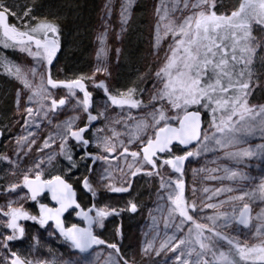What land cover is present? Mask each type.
I'll list each match as a JSON object with an SVG mask.
<instances>
[{"label": "snow or ice", "instance_id": "6c2138e0", "mask_svg": "<svg viewBox=\"0 0 264 264\" xmlns=\"http://www.w3.org/2000/svg\"><path fill=\"white\" fill-rule=\"evenodd\" d=\"M134 0H126L121 7V32L125 31V26L129 23L131 8ZM110 9L111 4L105 5ZM223 4L220 0H159L155 8L156 25L155 40L156 46L159 45L161 37L171 35L172 44L169 45L168 52L165 55L163 66L155 72L157 82L152 85L153 92L149 95V103L146 105L142 98L137 97L136 89L129 88L125 92H118L116 95H108L112 105L129 109H138L143 107L151 118L149 124L147 120L141 119L133 125V130L129 131L130 139L128 144L137 143L138 150H130L124 141H119V152L113 138H118L120 133L112 131V136L97 137L99 147L103 145L105 155H93L87 151L83 152L81 159L90 160L95 164L97 160L118 161L123 160L128 172L125 175L128 180L127 186L106 185L111 192H127L131 188V178L144 174L151 176L153 174L160 176V169L167 166L173 172L183 175L184 162L189 157L198 155L199 151L193 152L187 150V146L193 141H199L204 144L209 140V136L201 134L202 121L201 111L206 110L212 114L210 127H213L215 133L238 132L235 124L241 121L246 122L245 131L252 132L258 125L264 132V104L250 105L249 98L252 93L260 88L264 90V74H258L253 67L257 59V51L264 54V37L253 35L255 26L259 33H264V0H240L238 7L230 12H221ZM17 6L7 3V0H0V43L4 47H19L22 52L35 58H40L51 66L56 53L59 50L58 26L53 23L41 22L29 27V22L36 19L33 15V7L24 5L17 14ZM176 13H180L179 17ZM13 18L22 23L25 30H20L16 24H10L9 18ZM39 34V35H37ZM119 39V34H117ZM103 39V35L100 38ZM31 45L35 46L33 51ZM103 52V47L101 48ZM120 49H116L119 54ZM8 73L20 80L24 87L29 89L31 94L28 96L30 104H36L42 111L34 110L32 106L25 105L22 113L20 112V99L17 93L16 105L17 112L23 120V126L26 129L39 127L35 118L47 119L49 112L54 113L59 106L66 103L64 98H55L48 89V85L55 89L58 87L67 88L72 95L75 90L83 93V98L78 101L83 111L87 113V123L83 127H74L76 118L65 121L63 131L58 133L61 140L59 144L60 152L71 163V167H76L71 150L65 151V145L72 139L81 149H86L90 141L85 138L84 133L92 126L93 121L99 119L103 113L93 115L88 111L91 106V93L87 91L84 76H79L71 81H56L51 78L50 71L46 68L40 72V83L33 86L29 80V75L35 77L37 69L32 68L27 72L22 71L18 65L5 64ZM260 69H264V57L261 58ZM96 72H106V68H97ZM88 77V79H94ZM97 87L103 88L107 94L108 89L103 82ZM165 106L168 115L165 111ZM220 113L217 120L216 114ZM235 117V120H234ZM259 117V120H257ZM131 118V117H129ZM19 122V121H18ZM51 122V121H49ZM172 122H175V126ZM59 127V126H58ZM128 126L125 124V128ZM152 129V135H146L147 129ZM96 132H103L104 129L98 128ZM4 131L0 130V136ZM35 133L28 131L27 135L16 139V144L26 145L21 150L27 154L31 151V146L36 143ZM233 137L229 135L226 142H231ZM55 139L49 136L43 141V145L38 149L43 151L52 146ZM216 144L221 140L216 139ZM183 146V155H177L173 151V146ZM264 149V146H261ZM19 156V152L15 153ZM254 153L251 150H244L233 155L251 156ZM129 157L131 162H128ZM53 159V154H49L48 161ZM0 160L7 161L11 165H17L11 157L0 154ZM42 159L34 162L31 169H26L15 183L5 187L6 192H16L19 188H27L30 193V199L35 201L37 196L41 195L46 189L51 193V199L56 201L59 207L50 208L46 204H40L39 216L30 215L23 206L12 207L11 202L8 210L0 208V215L7 217L6 227L11 229L9 235H0V248L7 249L8 241L15 240L24 235V228L18 223L20 220L38 221L40 225H45L49 220L55 221V226L65 240L71 243V246L80 252H87L93 245L105 244L104 240L99 239L93 234L92 225L103 226V220L108 215H119L116 209H99L95 216H90L89 212L81 209L78 215H81L88 222L87 228H80L76 225L65 228L61 219L62 215L70 208L79 209L80 205L75 200V192L72 186L68 184L61 176H54L48 180H41L42 171H40ZM87 166V165H86ZM147 166V167H146ZM89 171L91 168L89 167ZM124 171L123 168L120 169ZM33 176L34 178H30ZM231 176H236L235 172ZM107 180L110 173L105 169V175L102 177ZM167 186L172 189L168 199L172 201L174 207L171 213H178L182 218L180 224L191 221L195 226L194 238L180 239L178 243L169 247V241L175 237H169L160 245V249L169 247L170 251H176L180 245H187L188 250L183 249L176 256L178 264H264V231L256 228V233L260 237L258 243L249 246L246 242L230 239L224 236L217 228L216 221L220 217L225 218V225L229 221L238 222L241 225L248 226L251 217V208L249 202L245 201V196L253 197L255 193L244 192L239 196L229 197V201H244L237 208L233 206L232 215L228 213H218L217 216L208 217L211 226L200 224L194 220L189 212H195L197 205L195 202L189 204L184 198V182L182 178L173 180L171 177L167 181L161 177V187ZM83 187L95 195V190L89 183L87 177L83 179ZM207 191V189H205ZM217 193L222 191H231V189H217ZM261 197H264V184L260 185L258 190ZM224 201H221L223 204ZM206 207L217 208L219 205L208 204ZM129 209L132 212L137 211V205L129 202ZM264 221V215L258 217ZM264 226V225H262ZM178 230H182L178 227ZM205 232L208 235H205ZM192 233V229H189ZM219 240L227 241L229 246L227 251L220 250L217 247ZM107 247L114 250L119 255L120 249L117 244H107ZM152 244H147L144 252L147 254L152 249ZM155 255L159 256L160 251ZM10 259L5 257L0 260V264H32L18 256L15 252H10ZM183 258V259H182ZM112 264H128L123 257L119 260H113Z\"/></svg>", "mask_w": 264, "mask_h": 264}, {"label": "rangeland", "instance_id": "374dc122", "mask_svg": "<svg viewBox=\"0 0 264 264\" xmlns=\"http://www.w3.org/2000/svg\"><path fill=\"white\" fill-rule=\"evenodd\" d=\"M45 1L47 0H7V3L17 6V14L24 5L33 7L32 14L36 16V19L29 22V27L41 22H58L60 24L59 16L54 13L41 12ZM109 3L111 4L110 9L105 7ZM125 3L126 0H97L95 19L87 38L89 40L88 52L81 62L73 59L72 54L76 52V49L72 48L65 52L64 56L62 55L50 69L46 62L28 55L27 52L20 51L18 46L4 47L3 43H0V130L4 131V135L0 136V154L17 161V165H11L7 161L0 160V188L2 190L0 192V208H4L5 211L8 210L10 202L12 207L23 206L26 211L32 209L29 206L28 195L22 188L17 189L16 192H6L5 187L20 180L24 171L31 169L34 162L40 159L44 161L40 168L41 178L51 179L57 176L61 172L60 163L65 160V156L58 147L61 143L58 133L63 131L64 122L76 118L74 127H82L87 123V113L78 104V101L83 98L81 93L75 91V95H72L67 89H53L48 85L52 95L57 99L64 98L66 103L59 106L54 113L49 112L47 119L35 118L39 127L26 129L17 112V93H19L21 113L25 105L32 106L37 111L42 110L36 104L29 103L30 90L25 88L20 80L8 73L5 64L18 65L25 72L36 68L37 75L35 77L29 75V80L32 81L34 87L40 83L39 73L45 71L46 68L51 71L52 78L56 81L73 80L84 76L86 78L84 82L92 96L90 112L103 113L99 117L100 125L92 132L93 139H95L92 150L100 153L101 156L105 155L103 145L97 147V137H111V130L120 133L118 138H113V142L117 145V153L119 152V141H124L130 150L137 148L138 142L128 144L130 139L128 133L130 130L134 131L133 125L141 119L147 120L150 124V116L147 115L144 108L136 110L114 108L108 103V95H116L129 88L138 90L143 87L146 89L147 102L144 103L147 105L148 97L153 92L152 85L157 82L155 72L163 66L165 55L173 41L171 35L162 36L159 45L156 46L155 8L159 4V0H134L129 9L131 13L129 23L125 26V31L121 32L120 13L121 7ZM220 3L223 4V7L220 8L221 12H230L238 7L240 0H220ZM179 15L180 13H176L177 17ZM61 21L64 19L61 18ZM9 23L16 24L20 30H25L20 21L11 17ZM117 34H119V39L116 38ZM102 35L103 39L101 40ZM253 35L258 38L264 37V33H259L255 26ZM59 36L58 41H64L63 38L61 39V35ZM31 47L33 51H36L34 45ZM102 47L103 52L101 51ZM117 48L120 49L119 54L116 53ZM262 57L264 54L258 50L257 59L253 65L258 74H264V69H260ZM97 68H106L107 71L96 72ZM93 73H95L94 79H88V77H93ZM100 82H103L107 87V94L103 88L97 87ZM249 104H264V90L257 88L250 96ZM165 111L168 115H172L167 111L166 106ZM201 114L204 121L202 136L207 134L209 140L204 144L199 142L188 149L193 152L199 151V154L189 157L182 175L184 198L189 204L195 202L197 205L196 211H190L189 214L194 217L197 223L211 226L208 217L217 216L218 213L232 215L233 206L238 208L244 202L229 201V197L239 196L244 192L255 193L256 195L251 198L245 196V201L250 204L252 217L248 226L235 221H229L225 225L224 217H220L216 221L218 230L224 236L246 242L251 246L260 240L255 231L256 228H261L264 231V226H262L264 221L258 219L260 215H264V197H261L258 192L260 185L264 184V149H261V146H264V132L257 125L254 131L249 133L244 130L248 125L245 121H241L235 124V128L240 131L231 134L215 133L213 136L215 130L210 127L212 114L206 110H202ZM219 115L218 112L217 120ZM125 124L128 126L127 128H125ZM98 128H102L104 131L96 132L95 130ZM28 131L35 133L36 143L31 146V151L25 154L21 149L26 145L23 142L21 145H17L16 139L27 135ZM145 134L151 136L152 129H147ZM229 135L233 139L231 142H226ZM49 136H52L55 142L51 147L39 151L43 141ZM216 139H220L221 143L216 144ZM69 141L70 139L68 143ZM244 150H251L254 154L251 156L233 155ZM65 151H67V145H65ZM16 152L20 153L19 156L15 154ZM175 153L183 155L184 151L176 147ZM49 154H53V159L50 162L48 161ZM128 162H131L130 157ZM121 168L124 169L123 172L120 171ZM105 169L110 173V178L107 180L102 178L105 175ZM64 172L70 174L71 169L65 168ZM127 172L128 168L123 160L110 162L101 160V165L97 167L95 175L91 177L90 184L93 189L98 191L106 190V185H112V183L127 186L125 183L128 180L125 175ZM232 172H235L236 176H231ZM179 175L178 173L167 175L165 172L163 178L165 181L169 177L175 180L181 177ZM30 178L34 177L30 176ZM130 189L132 196L128 201L115 202L112 200V202L107 200L103 202L109 208L112 205L125 206L128 212L125 211L123 217L114 222L106 220V224L100 226L98 230L104 238L110 240L111 244H117L120 249L119 255L107 247H98L88 254L80 253L76 249H72L71 246L63 243L62 246L50 229H41L31 224L24 231V234L27 235L26 239L29 241L20 245L19 241L15 240L8 245L7 249L0 248V260H4L5 257L10 259V252H15L26 261H31L32 264H112L113 260H119L120 257L126 259L128 264H178L176 256L181 249L187 252L188 246L180 245L176 251H170L169 247L178 243L180 239L194 238L195 226L191 221H186L181 225L182 218L178 213L170 214L174 207L172 201L168 199L172 189L167 186L161 187V178L157 179L154 175H151L149 179L142 178L141 181L131 179ZM217 189H231V191L217 193ZM221 201L224 203L221 204ZM129 202L137 205L136 212L130 211ZM208 204H216L219 207H206ZM2 216L0 215V235L6 236L9 234L6 231V220ZM178 227L182 230H178ZM190 228L192 229L191 234L189 233ZM205 235L208 233L205 232ZM169 237H175V239L169 241V247L161 250V243L167 241ZM149 243L153 247L146 254L144 249ZM217 247L223 251H227L229 248L225 240H219ZM156 251H160L159 256L155 255ZM242 264H247V262H242Z\"/></svg>", "mask_w": 264, "mask_h": 264}, {"label": "flooded vegetation", "instance_id": "af4514ba", "mask_svg": "<svg viewBox=\"0 0 264 264\" xmlns=\"http://www.w3.org/2000/svg\"><path fill=\"white\" fill-rule=\"evenodd\" d=\"M59 45L61 47V51L58 55L57 61L59 60V58L62 56L63 54V43L59 42ZM56 61V62H57ZM51 74V71H50ZM52 78V75H51ZM53 79V78H52ZM66 81H71V80H66ZM87 91L88 87L87 84L85 83ZM58 89H67L64 87H58ZM68 90V89H67ZM77 93H81L83 95V93L80 90H75ZM145 92L146 89H144L143 87L139 88L136 91V95L139 98H142L144 100V102L146 101L145 98ZM91 102H92V96H91ZM108 103L113 106L114 108H118V109H124L127 108L128 110H136V109H129L127 106H125L124 108H120L118 106L112 105L110 100H108ZM92 108V105L89 107L88 111L90 112ZM143 108V107H141ZM93 115H97L92 113ZM101 123L100 119H97L96 121H93L92 126L88 129V131H86L84 133V136L86 139H88L90 141L89 145L87 146L86 149H81L74 140L70 139L69 143L67 144V151L70 149L71 150V154L73 157V161H75L76 163V167H71V163L65 158V160L61 161L60 166V173L57 176H61V178L63 180H65L68 184H70L72 186L73 191L76 193V197H77V203L80 205V209H82L85 212H88V210L91 208L92 211L89 212L90 216H95V213L97 210L99 209H106V210H111V209H116L119 212V215H108L106 218H104L103 220V225L106 224V220H110V221H115L116 219H119L121 217H123V215L125 214V211L128 212L127 207L122 206V205H112L111 208H109V206H106V202L107 200H113L115 202H122V201H128L131 196H132V192L131 189L127 192H121V193H116V192H111L108 187L106 190H102V191H98L95 190V195L93 196V194L91 192H89L87 189H85L83 187V179L84 177H87L90 183V179L93 175H95V172L97 171V167L99 165H101V160H97L95 164H92L90 160H83L81 159L83 152L87 151L89 153H92L93 155H100V153L98 152H94V150H92V147L95 143V139H93L92 136V132L94 131L95 128H97ZM175 123V122H174ZM173 123V124H174ZM83 127V126H82ZM177 146H173V151L175 152ZM180 150H182V147H177ZM135 150H138L137 148ZM87 165V166H86ZM187 166V164H186ZM185 166V169H186ZM70 168L71 169V173L67 174L65 173V168ZM89 167L91 168V171H89ZM184 169V171H185ZM183 171V174H184ZM165 172H167V175L170 174H177L175 172H173L169 167L165 166L163 168L160 169V176H157L155 174L154 177H156L157 179L163 177L165 175ZM180 176V175H179ZM150 176L144 175V174H140L137 175L133 178H131L132 180H139L141 181L142 178H146L149 179ZM169 177V176H168ZM182 178V177H180ZM49 178H43V180H48ZM112 185L114 186H123L120 185L119 183H112ZM24 192H26V194L28 195V198L30 197V193L28 192L27 188H22ZM0 192H2L1 188H0ZM112 201V202H113ZM40 204H46L48 207L50 208H56L59 207V205H56L55 203H53L51 197L49 194H44L41 196H38L37 199L35 201L31 200L29 198V206L32 207V209H29V211H27L30 215H34V216H39L40 214ZM80 210L79 209H75V210H70L69 212H67L63 218V224L65 228L71 227L72 225H76L80 228H87V220H85L83 217H81V215H78L77 213H79ZM2 218L4 220H7V217L2 216ZM18 223L24 228V231H26L27 226H30L31 224L34 225L35 227H40L41 229L43 228H47L50 229V232L53 234V236H55L58 240V242L63 246V244L71 246V243L67 240H65V238L59 233L58 229L55 226L54 222L45 224V225H40L38 223V221H33V220H20L18 221ZM99 225L98 224H93L92 225V231L93 234L96 235L99 239L104 240L106 243L105 244H99L95 246V249H97L98 247H107V244H111L110 240H107L106 238H104L99 232ZM6 231L8 234H11L12 230L6 227ZM25 233V232H24ZM27 235H23V237H19L15 240L19 241L18 244H22L23 242H27L29 241V239H26ZM8 241V245L10 243H12L13 241ZM63 243V244H62ZM71 248L73 249V247L71 246ZM109 248V247H107ZM75 249V248H74ZM94 249V250H95ZM78 252H80L78 249H76ZM82 253V252H80ZM23 259V258H22ZM25 260V259H24Z\"/></svg>", "mask_w": 264, "mask_h": 264}, {"label": "trees", "instance_id": "16d2710c", "mask_svg": "<svg viewBox=\"0 0 264 264\" xmlns=\"http://www.w3.org/2000/svg\"><path fill=\"white\" fill-rule=\"evenodd\" d=\"M44 3L41 12L54 13L60 17V21L58 20L60 24L53 23L58 26L61 39H64L61 40L64 46L62 55L72 48L76 49L72 57L75 61L81 62L88 52L87 38L95 19L97 0H47ZM61 18L64 21H61Z\"/></svg>", "mask_w": 264, "mask_h": 264}, {"label": "water", "instance_id": "95a60500", "mask_svg": "<svg viewBox=\"0 0 264 264\" xmlns=\"http://www.w3.org/2000/svg\"><path fill=\"white\" fill-rule=\"evenodd\" d=\"M60 51H61V47H60V45H59V50H58V52L56 53L55 58L53 59L52 65L49 66L50 69H51V68L53 67V65L56 63ZM84 83H85V82H84ZM201 121H202V128H201V134H202V130H203V122H204V121H203V115H202V114H201ZM89 128H90V127H89ZM198 143H199V141H193L192 144H190V145L187 146V150L190 149L191 147H193L194 145L198 144ZM174 146H175V145H174ZM180 147L183 148V146H180ZM188 159H189V158H188ZM186 162H187V160L184 162L183 171H184V169H185ZM41 180H43V179L41 178ZM72 190H73V189H72ZM44 194H49L50 197H51V193H50L49 191H47L46 189L43 191V193H42L41 195H44ZM41 195H39V196H41ZM37 197H38V196H37ZM75 200H76V202H77L76 193H75ZM52 201H53V203H55L56 205H58L56 201H54V200H52ZM70 210H75V208H70L67 212H69ZM79 210L81 211L80 208H79ZM67 212H65V213L62 215L61 219L63 218V216H64ZM81 217H82V216H81ZM51 222H54V223H55V221H53V220H49V221L47 222V224H48V223H51ZM87 226H89V225L87 224ZM58 231H59V229H58ZM59 233H60V232H59ZM95 246H96V245H93V246H92L87 252H84V253L88 254V253L92 252V251L95 249Z\"/></svg>", "mask_w": 264, "mask_h": 264}]
</instances>
